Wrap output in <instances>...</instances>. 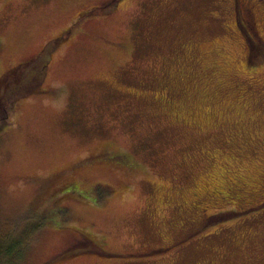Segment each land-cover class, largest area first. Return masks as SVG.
<instances>
[{
	"label": "rangeland",
	"instance_id": "obj_1",
	"mask_svg": "<svg viewBox=\"0 0 264 264\" xmlns=\"http://www.w3.org/2000/svg\"><path fill=\"white\" fill-rule=\"evenodd\" d=\"M0 119L9 264H264V0H0Z\"/></svg>",
	"mask_w": 264,
	"mask_h": 264
},
{
	"label": "trees",
	"instance_id": "obj_2",
	"mask_svg": "<svg viewBox=\"0 0 264 264\" xmlns=\"http://www.w3.org/2000/svg\"><path fill=\"white\" fill-rule=\"evenodd\" d=\"M99 11V9H96ZM94 10V11H96ZM93 11V13H94ZM58 42L57 39H53L52 41H49L48 43L50 44H56ZM26 64L20 65L18 68V70H22ZM10 75V74H9ZM9 75L7 77H4L2 84L7 85L8 84V88L10 90H13V92H17L16 96H18L19 94L26 95L30 92V87L27 86H21L19 83H11V80H13L12 78L9 79ZM11 83V84H10ZM12 86V87H11ZM3 119H0V122H2ZM16 244L12 243V244H6L4 242V240L2 238H0V264H9V257H10V253H12L15 249H16Z\"/></svg>",
	"mask_w": 264,
	"mask_h": 264
}]
</instances>
